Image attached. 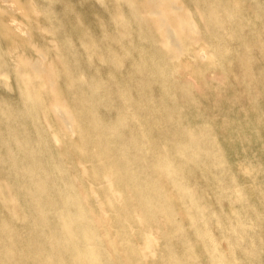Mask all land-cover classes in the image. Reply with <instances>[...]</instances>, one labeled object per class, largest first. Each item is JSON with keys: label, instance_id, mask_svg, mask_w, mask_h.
<instances>
[{"label": "rangeland", "instance_id": "374dc122", "mask_svg": "<svg viewBox=\"0 0 264 264\" xmlns=\"http://www.w3.org/2000/svg\"><path fill=\"white\" fill-rule=\"evenodd\" d=\"M1 1L0 264H74L63 199L104 211L96 264H264V0Z\"/></svg>", "mask_w": 264, "mask_h": 264}, {"label": "bare ground", "instance_id": "6f19581e", "mask_svg": "<svg viewBox=\"0 0 264 264\" xmlns=\"http://www.w3.org/2000/svg\"><path fill=\"white\" fill-rule=\"evenodd\" d=\"M33 1V0H32ZM37 1V0H36ZM43 1V0H42ZM122 1V0H121ZM141 1V0H140ZM151 1V0H150ZM159 1V0H158ZM158 1H156V3L158 2ZM162 1H164V0H161V2ZM167 1V0H166ZM147 2V1H146ZM148 2H149V0H148ZM154 2V1H153ZM137 3V2H136ZM142 3V2H141ZM150 3V2H149ZM6 4V3H5ZM37 4H38V2H37ZM162 4V3H161ZM173 4H175V2L173 3ZM215 4V3H214ZM11 4H9V6H10ZM44 5V4H43ZM145 4H143L142 6H144ZM153 5V4H152ZM218 5V4H217ZM47 6V5H46ZM151 6V5H150ZM154 6V5H153ZM11 7H13V6H11ZM28 7H30L31 8V6H28ZM33 7V6H32ZM131 7V6H130ZM149 7V6H148ZM173 7V6H172ZM2 8H3V4H2V1L0 0V62H1V59H2V57H3V53H4V50H3V44H4V35H2V27H3V25H2ZM7 8V7H6ZM9 8V7H8ZM45 8V7H44ZM173 8H175V7H173ZM35 9V8H34ZM218 9V8H217ZM13 10V9H12ZM25 10V9H24ZM24 10H21V11H23L24 12ZM155 10V9H154ZM183 10V9H182ZM211 10V9H210ZM210 10H209V12H210ZM214 10V9H213ZM216 10V9H215ZM6 11V10H5ZM10 11V10H9ZM52 11V10H51ZM183 11H185V10H183ZM7 12V11H6ZM11 12V11H10ZM18 12H20V11H18ZM36 13V12H35ZM130 14V13H129ZM147 14H148V12H147ZM189 14V13H188ZM193 14H194V12H193ZM5 15H7L6 13H5ZM9 16V15H8ZM179 16V15H178ZM181 16V15H180ZM187 16V15H186ZM213 16V15H212ZM217 16H218V14H217ZM10 17V16H9ZM22 17H24V16H22ZM26 18V17H25ZM167 18V17H166ZM184 18H185V16H184ZM187 18H188V16H187ZM218 18V17H217ZM220 18V17H219ZM28 19V18H27ZM221 20H222V18H220ZM11 20H13V19H11ZM10 20V21H11ZM192 20V19H191ZM190 20V21H191ZM212 20V19H211ZM216 20H218V19H216ZM57 21V20H56ZM173 21H176L175 19L173 20ZM184 21H186L185 19H184ZM184 21H183V23H184ZM5 22V21H4ZM14 22V21H13ZM12 22V23H13ZM19 22H21V21H19ZM23 22V21H22ZM187 22V21H186ZM7 23H9V22H7ZM37 23H39V22H37ZM174 23V22H173ZM188 23V22H187ZM10 24V23H9ZM165 24V23H164ZM180 25H179V27L181 26V24H182V21L179 23ZM63 25V24H62ZM61 25V26H62ZM184 25V24H183ZM182 25V26H183ZM7 26V25H6ZM9 26H11V25H9ZM8 26V27H9ZM163 26V25H162ZM7 27V28H8ZM18 27V26H17ZM41 27H42V25H41ZM161 27V26H160ZM177 27V28H175V31H178V32H182L183 33V28L182 27ZM168 28V27H167ZM195 29H197V28H195ZM246 29L248 30L249 28L248 27H246ZM8 30V29H7ZM11 30L12 29H10V32H11ZM16 30V29H15ZM42 30V29H41ZM49 30H50V28H49ZM45 31V30H44ZM185 31V30H184ZM197 31V30H196ZM227 31V30H226ZM9 32V33H10ZM49 32V31H48ZM194 32V31H193ZM215 32V31H214ZM230 32V31H229ZM244 32V31H243ZM8 33V34H9ZM25 33V32H24ZM167 33H168V31H167ZM186 34L188 33V32H185ZM191 33H192V31H191ZM200 33V32H199ZM198 33V34H199ZM211 33H213L212 31H211ZM237 33V32H236ZM248 33V32H247ZM7 34V33H6ZM17 34V33H16ZM26 34V33H25ZM120 34V33H119ZM122 34V33H121ZM120 34V35H121ZM125 34V33H124ZM210 34V33H209ZM208 34V35H209ZM233 34V33H232ZM238 34V33H237ZM18 35V34H17ZM179 35H181V34H179ZM194 35V34H193ZM208 35H206V36H208ZM225 35H226V33H225ZM244 35V34H243ZM195 36H197V35H195ZM194 36V37H195ZM14 37H16L15 35H14ZM28 37V36H27ZM193 37V38H194ZM230 37V36H229ZM20 38V37H19ZM29 38H30V36H29ZM34 38V37H33ZM32 38V39H33ZM35 38H37V37H35ZM34 38V39H35ZM204 38H205V36H204ZM12 39H13V37H12ZM16 39V38H15ZM18 39V38H17ZM31 39V40H32ZM196 38H194V40H195ZM229 39V38H228ZM6 40H7V38H6ZM14 40V39H13ZM41 40V39H40ZM181 40V39H180ZM193 40V41H194ZM232 40H233V38H232ZM10 41V40H9ZM12 41V40H11ZM182 41V40H181ZM197 41V40H196ZM225 41H226V39H225ZM15 42H17L16 40H15ZM14 42V43H15ZM35 42V41H34ZM171 42V41H170ZM173 42V41H172ZM205 42V41H204ZM237 42V41H236ZM27 43V42H26ZM178 43V42H177ZM230 43V42H229ZM18 44V43H17ZM28 44V43H27ZM8 45H9V43H8ZM21 45H22V43H21ZM179 45H180V43H179ZM212 45H213V42H212ZM234 45V44H233ZM237 45V44H236ZM10 46V45H9ZM56 47V46H55ZM178 47V46H177ZM177 47H175V48H177ZM225 47H226V45H225ZM224 47V48H225ZM234 47V46H233ZM217 48V47H216ZM232 48V47H231ZM238 48H239V46H238ZM214 49V48H213ZM235 49V48H234ZM227 50V49H226ZM183 51V50H182ZM22 52H23V50H22ZM176 52V51H175ZM211 52V51H210ZM212 52H213V50H212ZM183 53H185L184 51H183ZM216 54H217V51L215 52ZM14 54V53H13ZM211 54V55H210ZM209 55H210V57L213 55L212 53H210ZM58 55V54H57ZM206 55V54H205ZM223 55H224V53H223ZM232 55H234L233 54V52H232ZM6 56V55H5ZM50 56V55H49ZM228 56H231V52H230V55H228ZM23 57V56H22ZM25 57V56H24ZM59 57H60V55H59ZM214 57H217V56H214ZM20 58H21V56H20ZM29 58V57H28ZM64 58V57H63ZM223 58H226V57H224L223 56ZM30 59H31V57H30ZM29 59V60H30ZM206 59H207V57H206ZM21 60V59H20ZM208 60V59H207ZM213 60V59H212ZM224 60V59H223ZM32 61V60H31ZM30 61V62H31ZM36 61V60H35ZM21 62V61H20ZM23 63V62H22ZM21 63V64H22ZM33 63V62H32ZM35 63V62H34ZM33 63V64H34ZM26 64V63H25ZM36 64V63H35ZM43 64V63H42ZM46 64V63H45ZM19 65V64H18ZM46 65H48V64H46ZM221 65H223L222 64V62H221ZM20 66V65H19ZM40 66V65H39ZM42 66V65H41ZM40 66V67H41ZM24 67V66H23ZM39 67V68H40ZM224 67V66H223ZM0 68H1V64H0ZM28 68V67H27ZM21 68L19 67V70H20ZM23 69V68H22ZM21 69V70H22ZM36 69H37V67H36ZM45 69V68H44ZM18 70V71H19ZM25 70H29V72H31L30 71V69H25ZM25 70H23V72L25 71ZM35 70V69H34ZM43 70V69H42ZM35 71H37V70H35ZM47 71V70H46ZM161 71V70H160ZM32 72L33 73H36V72H34L33 70H32ZM50 72H51V70H50ZM25 73V72H24ZM42 73H43V71H42ZM47 73V72H46ZM236 73V72H235ZM264 73V72H263ZM262 73V74H263ZM26 74V73H25ZM32 74V73H31ZM40 74H41V71H40ZM24 75V74H23ZM28 75H30V74H28ZM43 75V74H42ZM41 75V76H42ZM47 75V74H46ZM212 75H213V73H212ZM234 75V74H233ZM35 77H37V74H36V76ZM39 77V76H38ZM212 77V76H211ZM227 77V76H226ZM24 78H26V76H24ZM42 78V77H41ZM30 79V78H29ZM34 79H36V78H34ZM33 79V80H34ZM32 80V79H31ZM32 80V81H33ZM37 80V79H36ZM4 81V80H3ZM38 81V80H37ZM36 83V82H35ZM38 84H40V82L38 81L37 82ZM37 85V84H36ZM54 86V88L56 87L55 85H53ZM264 87V86H263ZM21 95V94H20ZM19 95V96H20ZM77 95V94H76ZM22 96V95H21ZM78 96V95H77ZM23 97V96H22ZM18 98V97H17ZM125 98V97H124ZM126 99V98H125ZM130 99V98H129ZM131 99H133V98H131ZM75 102V101H74ZM127 102V101H126ZM12 104H14V103H12ZM10 106H11V104H10ZM13 106V105H12ZM56 106V105H55ZM60 106V105H59ZM58 106V107H59ZM61 107V106H60ZM148 107V106H147ZM4 108V107H3ZM6 108H7V106H6ZM95 110V109H94ZM60 111V110H59ZM65 111H67L66 109H64V111H63V114H64V112ZM68 112V111H67ZM66 113V112H65ZM61 114V113H60ZM67 114V113H66ZM71 116V115H70ZM66 117V116H65ZM67 117H69V115L67 116ZM67 121H70V120H67ZM74 121V120H73ZM64 122V121H63ZM91 124H92V122H91ZM68 126V125H67ZM256 126L258 127V122L256 123ZM71 127V126H70ZM69 128V127H68ZM72 128V127H71ZM43 132V131H42ZM193 134V133H192ZM23 137V136H22ZM54 138V137H53ZM76 138V136L74 137V139ZM243 139H245L244 137H243ZM22 141V140H21ZM56 141V140H55ZM243 142H244V140H243ZM79 143V142H78ZM196 143V142H195ZM197 144V143H196ZM78 148H79V146H77ZM81 147V146H80ZM188 148V147H187ZM79 149H81V148H79ZM95 151V150H94ZM178 151H180V150H178ZM245 152V151H244ZM30 153V152H29ZM130 153V152H129ZM226 154V153H225ZM194 157V156H193ZM226 157V156H225ZM222 158V157H221ZM227 158V157H226ZM214 159H215V157H214ZM167 160V159H166ZM216 160V159H215ZM227 161V160H226ZM209 164H210V162H208ZM228 163V162H227ZM226 163V164H227ZM51 164V163H50ZM209 164H207V165H209ZM212 164V163H211ZM210 164V165H211ZM220 164H221V161H220ZM224 165H225V163H223ZM58 165V164H57ZM251 165L253 166V168L254 167H256L257 166V164L256 163H251ZM195 166H197V165H195ZM226 166V165H225ZM225 166H223L222 165V167H224L225 168ZM12 167V166H11ZM207 167V166H206ZM211 167V166H210ZM22 168V167H21ZM205 168V167H204ZM204 168H202V169H204ZM208 168V167H207ZM212 169H213V167H211ZM216 168V167H215ZM228 168V167H227ZM231 168V167H230ZM226 169V168H225ZM25 170V169H24ZM207 170V169H206ZM213 170H217V169H213ZM230 170V169H229ZM240 170L242 171V172H244L245 171V168L244 167H240ZM35 171V170H34ZM82 171V170H81ZM181 171V170H180ZM209 171L211 172V170L209 169ZM86 172V171H85ZM202 172H204V170H202ZM213 172V171H212ZM178 173H180V172H178ZM181 173H183L182 171H181ZM180 173V174H181ZM207 173V174H206ZM205 174H204V176L206 175V176H211L210 175V173L208 174V172H206ZM228 173V172H227ZM58 174V173H57ZM202 174V173H201ZM222 174H225V171H224V173H223V171H222ZM24 175H25V173H24ZM31 175V174H30ZM34 175V174H33ZM181 176V175H180ZM186 177V176H185ZM201 177H202V175H201ZM214 177V176H213ZM47 178V177H46ZM205 178V177H204ZM207 178V177H206ZM205 178V179H206ZM211 178H212V176H211ZM216 171H215V183H216ZM220 178V177H219ZM219 178H217L218 180H219ZM48 179V178H47ZM234 179V178H233ZM104 180H105V182H106V185L108 186V187H110V188H112L111 187V180H110V177L108 176V177H105L104 178ZM221 180V179H220ZM200 181V180H199ZM209 181V180H208ZM207 181V182H208ZM213 181V180H212ZM232 181H234L235 182V180H232ZM29 182L30 181H28V184H29ZM206 182V183H207ZM214 182V181H213ZM31 183V182H30ZM42 183H44V181L42 182ZM220 183V182H219ZM217 184V183H216ZM215 184V185H216ZM222 184V183H221ZM220 184V185H221ZM224 184H225V182H224ZM224 184H223V188H224ZM207 185H209V184H207ZM206 185V186H207ZM230 186H231V184H229ZM236 185V184H235ZM41 186H43V185H41ZM213 186H214V184H213ZM38 187V186H37ZM208 187V186H207ZM255 186H253V187H250L251 188V191H250V198H249V201H251L250 203H247L246 204V202H245V205H247L249 208H250V210H251V212H252V215L254 216V214H256V213H258V192H256L255 191V188H254ZM65 188H66V186H65ZM69 188V187H68ZM77 188V187H76ZM205 188V187H204ZM215 188V187H214ZM217 188V187H216ZM220 188V187H219ZM222 188V187H221ZM36 189V188H35ZM78 189V188H77ZM148 189V188H147ZM153 189V188H152ZM203 190V189H202ZM202 190H200V192H203ZM36 191V190H35ZM34 191V192H35ZM41 191V190H40ZM229 191V190H228ZM231 191H233L232 189H231ZM236 191V190H235ZM234 191V192H235ZM200 192H199V194H200ZM204 192H206V191H204ZM204 192L202 193V195L204 194ZM33 193V192H32ZM38 193H39V191H38ZM118 193V192H117ZM225 193V192H224ZM195 194V193H194ZM230 194V193H229ZM201 195V194H200ZM222 195V194H221ZM237 195L239 196V194H238V191H237ZM35 196V195H34ZM150 196V195H149ZM195 196V195H194ZM207 196V195H206ZM232 196V195H231ZM225 197H226V195H225ZM229 197V196H228ZM201 198L202 197H200V200H201ZM204 198V197H203ZM245 198V197H244ZM244 198H241V196H240V202H242L243 200L242 199H244ZM9 199H13V197L11 198L10 196H9ZM225 200V199H224ZM51 201V200H50ZM226 201V200H225ZM248 201V202H249ZM16 202V201H15ZM52 202V201H51ZM236 202H237V200H236ZM99 203V202H98ZM146 203H149L148 201L146 202ZM198 203V202H197ZM200 203V202H199ZM243 203V202H242ZM34 204V203H33ZM220 204H222V203H220ZM219 204V205H220ZM67 205H68V201L66 200V199H63V202H61V206L62 207H56L55 208V210H54V212L56 213V214H58L57 216H55L56 217V219H60L61 221L59 222V226H58V228H57V231L59 232V234L60 235H62V236H64V239H60V238H57L56 240H54V241H52L51 243H53L52 244V246L54 247V248H56L57 246L59 247V248H61V249H63V250H65V252H66V254H67V257H69L70 259H72L73 260V263L74 264H80V262L82 263V264H84L83 262H86L87 261V263L88 264H96V249H98L99 247H100V240H99V234H111V233H109V229L107 228V226H106V223L102 220V218H103V215H101L102 213H104V211L101 209V207H98V212L96 211V212H94V211H91V210H89L90 209V206L89 205H82V206H76V209H74L73 211H70L69 210V205H68V208H66L67 207ZM192 205L193 206H195V208H193L192 206V209H194V210H196L197 209V206H199V204L196 206V204L194 205L193 203H192ZM218 205V206H219ZM231 205V204H230ZM234 205V204H233ZM18 206V205H17ZM70 208H72L71 206H70ZM89 208V209H88ZM97 207H95V209H96ZM200 208V207H199ZM203 209V208H202ZM197 211L199 212H197V215L198 214H200V209L198 210L197 209ZM35 212L39 215V213L40 214H43L42 213V208L40 207V204H38V203H36L35 204ZM188 212H190V211H188ZM233 213H234V215H236L235 214V212L234 211H232ZM108 213V212H107ZM202 214H203V212H201ZM34 214V213H33ZM190 214V213H189ZM213 214V213H212ZM12 215H14V216H16V215H18V212L17 211H13L12 212ZM20 215V214H19ZM45 215V214H44ZM191 215V214H190ZM201 215V214H200ZM215 215V214H214ZM233 215V214H232ZM239 215V214H238ZM133 216V218L135 219V223H136V225L137 226H139V227H142V226H144L145 225V220L143 219V215L142 216H138V215H136V214H133L132 215ZM203 216H204V214H203ZM223 216V215H222ZM20 217V216H19ZM23 217V216H22ZM128 217H130V216H128ZM202 217V216H201ZM214 218H215V216H214ZM226 218H228V216L226 217ZM225 218V219H226ZM235 218V217H234ZM206 219V218H205ZM204 219V220H205ZM238 219V218H237ZM117 220V219H116ZM258 221V220H257ZM45 222H47L46 221V218H42V219H40L39 220V222L38 223H40L41 225H42V223H44V225H45ZM227 222V221H226ZM233 222V221H232ZM237 222V221H236ZM249 222H251V224H252V220L251 221H249ZM262 222V221H261ZM38 223H36V224H38ZM195 222L193 221V223L192 224H194ZM202 223V222H201ZM36 224H33V225H36ZM125 225H127L128 224V221H127V219H125V223H124ZM207 224H209V223H207ZM261 224V223H260ZM264 224V223H263ZM58 225V224H57ZM195 225H197V224H195ZM203 225H205V224H203ZM220 225V224H219ZM238 225V224H237ZM38 226V225H37ZM121 226V225H120ZM243 226H245V224L243 225ZM31 227H32V225H31ZM227 227V226H226ZM237 227V226H236ZM238 227H240V225H238ZM248 227H249V225H248ZM250 227H252V226H250ZM123 228V227H122ZM208 228V227H207ZM241 228V227H240ZM257 228V230H258V226L256 227ZM221 229H223V228H221ZM246 229V228H245ZM253 229H254V227H253ZM264 229V228H263ZM5 230V229H4ZM205 230V229H204ZM209 230V229H208ZM235 231L237 230V228L236 229H234ZM233 230V231H234ZM238 230H240L241 231V229H239L238 228ZM244 230V229H243ZM247 230V229H246ZM250 230V229H249ZM252 230V229H251ZM195 231V230H194ZM233 231H231V232H233ZM254 231V230H253ZM17 231H15V233H16ZM231 232H229V233H231ZM237 232V231H236ZM235 232V233H236ZM244 232H245V230H244ZM258 232H259V230H258ZM261 232V231H260ZM262 232H264V231H262ZM207 233V232H206ZM129 234V233H128ZM141 234H150L149 232H147V231H141ZM232 234H234V233H232ZM239 234V231L237 232V235ZM246 234V235H245ZM244 235L246 236V238H247V235L249 234H247V233H245ZM252 233H250V235H251ZM256 234H257V232H256ZM235 235V234H234ZM236 235V236H237ZM243 235V236H244ZM261 235H262V233H261ZM148 236V235H147ZM205 236V235H204ZM203 236V237H204ZM208 235H206V237H207ZM235 236V237H236ZM209 237V236H208ZM238 237L240 238L241 236H239L238 235ZM199 238H201V237H199ZM237 238V237H236ZM242 238V237H241ZM245 238V237H244ZM249 238V237H248ZM35 239H36V236H35ZM164 239V238H163ZM210 238H208V240H209ZM251 240H252V238H250ZM256 239V238H255ZM255 239H253V240H255ZM166 240V239H165ZM237 240H239V239H237ZM259 240V239H258ZM152 239L151 238H145L144 240H143V242H142V244H143V246H144V248H149L150 246H151V244H152ZM161 241V240H160ZM230 241V240H229ZM240 241V240H239ZM257 241V240H256ZM81 242V245H80V247L78 248L77 247V244L78 243H80ZM112 240L110 241H108L107 243L108 244H112ZM210 242V241H209ZM231 242V241H230ZM260 242V241H259ZM258 242V243H259ZM202 243V242H201ZM228 243V242H227ZM249 243V241L247 242V244ZM251 243V242H250ZM252 244V243H251ZM255 245V244H254ZM259 245H260V243H259ZM157 246V245H156ZM240 246V245H239ZM253 247V246H252ZM251 248V247H250ZM212 248L210 247V251L212 252V250H211ZM230 249V248H229ZM255 249V248H254ZM253 249V250H254ZM261 249V248H260ZM207 250V249H206ZM251 250H252V248H251ZM252 250V251H253ZM262 250V249H261ZM209 251V252H210ZM230 251V250H229ZM257 251H259V250H257ZM88 254V257L86 258V259H83L82 258V255L83 254ZM231 253V252H230ZM259 253V252H258ZM222 255V254H221ZM76 256H77V259H76ZM7 258V257H6ZM36 258V257H35ZM249 258V257H248ZM45 261H46V263L47 264H50V257H48V256H46L45 258ZM193 261V260H192ZM218 261H219V259H218ZM217 261V262H218ZM235 262V261H234ZM242 262V261H241ZM200 263V262H199ZM198 263V264H199ZM164 264V263H163ZM233 264V263H232ZM235 264V263H234ZM239 264V263H238Z\"/></svg>", "mask_w": 264, "mask_h": 264}]
</instances>
